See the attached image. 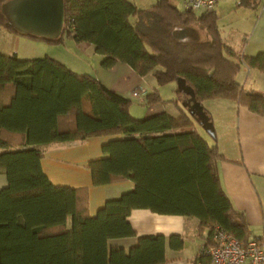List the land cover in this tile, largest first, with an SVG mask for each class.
I'll return each mask as SVG.
<instances>
[{
    "label": "trees",
    "instance_id": "trees-1",
    "mask_svg": "<svg viewBox=\"0 0 264 264\" xmlns=\"http://www.w3.org/2000/svg\"><path fill=\"white\" fill-rule=\"evenodd\" d=\"M7 1L0 0V25L8 31L50 42L66 34L92 44L104 68L123 62L141 77L153 76L156 86L183 78L203 110L206 99L223 98L264 115V93L237 80L242 64L264 72V52L248 56L226 42L214 10L197 14L170 0L141 8L130 0H64L62 31L45 38L17 30L3 11ZM192 25L204 29L206 38L181 39L180 28ZM175 89L177 114L137 118L129 112V98L89 73L47 54L19 58L0 52V171L7 180L0 189V264L164 263L165 236H137L127 219L139 208L198 219V231H208L205 245L214 226L239 241L257 237L220 182L217 162L225 157L216 135L210 140L201 133ZM144 101L167 102L158 88ZM99 135L117 136L102 145L103 156L88 161L93 183L129 178L134 188L90 216L87 188L52 184L40 146ZM128 238H134L128 246L115 242ZM168 243L177 250L183 239L171 235Z\"/></svg>",
    "mask_w": 264,
    "mask_h": 264
},
{
    "label": "crops",
    "instance_id": "crops-1",
    "mask_svg": "<svg viewBox=\"0 0 264 264\" xmlns=\"http://www.w3.org/2000/svg\"><path fill=\"white\" fill-rule=\"evenodd\" d=\"M130 1L139 8L143 6L137 4L138 1L143 2V0ZM241 1L219 0L213 10L218 15L217 25H219L218 21L224 12L228 13L233 9V12L237 15L235 29L226 33L224 27L219 25L222 36L234 48L241 49L246 55L252 56L264 52V0H256V2L249 0L247 5L240 3ZM196 12L200 14L202 10ZM195 26L199 27L197 25L191 27ZM199 29L201 31L196 28H180L179 37L186 42H191L192 35L203 40L206 38L205 30L200 27ZM77 44L82 45L85 50H90L94 56L97 55L100 63L102 56L94 51L92 44L88 42ZM6 49L1 48L0 52L19 54L15 49L9 50L7 47ZM22 54V58L36 57L30 55L25 49ZM46 54H50L49 56L58 61L60 60L68 68L80 72L74 65L70 66L64 58L57 57L51 52H45L41 56ZM130 70L131 72L128 75L134 76L135 74L138 78L133 80L132 85L124 90H119L117 86L107 85L106 81L97 75L94 77L130 100L133 97L136 98L142 95L139 100L145 102L141 98L148 91L143 88L141 82L145 83L146 78L137 75L131 67ZM238 72L237 80L240 84L252 91L264 93V72L256 68H248L244 64L240 66ZM133 90L138 91L136 96H132ZM183 101L185 100L181 99V102ZM203 106L211 115V119L214 114L218 118L221 117L220 120H222L219 123V129H214V134L216 135V146H218L220 154L222 153L225 157L217 162V170L224 191L229 196L234 209L241 212L245 217L252 235L261 236L264 234V115L253 113L245 106H238L235 101L223 98L206 99ZM160 111L168 112V110L158 107L141 113L144 116H149L158 114ZM174 111L170 112L177 114V111ZM129 112L130 114L133 113ZM134 113H136V110ZM201 133L204 134L205 132ZM204 135L207 139L210 136L206 133ZM115 136L117 135H99L87 137L84 140L64 141L63 143L40 146L41 166L52 184L87 188L90 216L95 215L106 200L114 199V197H118L127 190L134 188L129 178L115 179L109 183L96 185L92 181L89 168H87L88 161L98 159L104 155L101 151L102 145ZM210 138V140H213V137L210 136ZM0 151H2L1 148ZM6 184V175L3 171H0V189L5 187ZM127 219L137 236L152 234L165 236L164 257L166 261L161 264H209L208 257L202 252L208 231L207 229L198 231V219L179 214H160L145 208L132 209ZM176 234L183 239V246L177 250L173 249L168 243V238ZM133 241L134 238H128L117 239L115 242H121L128 246Z\"/></svg>",
    "mask_w": 264,
    "mask_h": 264
},
{
    "label": "rangeland",
    "instance_id": "rangeland-1",
    "mask_svg": "<svg viewBox=\"0 0 264 264\" xmlns=\"http://www.w3.org/2000/svg\"><path fill=\"white\" fill-rule=\"evenodd\" d=\"M153 2L154 0H143V2L138 1L137 4H140L139 6L143 5L142 7H148L152 5ZM170 2L180 9L186 8L184 2L180 0H170ZM236 18V13L233 12V9H231L230 11H228V13L224 12L220 20L218 21V24L221 27H224V30L227 33L228 31H232L233 29H235ZM190 28H196L200 30L199 27L196 26ZM0 30V47L3 49H6L7 47L9 50H17L19 52V54L17 55L19 58H22L21 56L23 55L22 53L24 49L28 51L30 55H33V57L41 56L45 52H51L57 55V57L64 58V60H66L70 66L74 65V67L78 68L79 70H77L80 71L78 73L83 74L84 72H87L92 74L93 76L97 75L98 77H101L102 80L106 81L107 85L109 84V86H117L119 90L127 89L129 85H132L133 80L138 78L135 74L134 76L128 75L131 72L130 66L123 62H118L115 67H110L108 69L102 67L99 63V57L97 55L94 56V54L91 53L90 50H85L82 45L77 44L76 41H74L72 38L67 37L66 34H63L61 41L50 42L43 39L30 38L23 34L19 35L11 30L8 31L4 29V27H2L1 25ZM233 35H235V33H233ZM144 77L146 78L145 83L141 82L143 88L148 92L152 91L154 88H158L161 98L167 102L158 105H148L145 102H140L139 98L142 95L136 98L133 97L131 98V103L129 105V111L133 112V117L135 116L137 118H145L146 116H144L141 112L158 107L166 109L168 110V112H175L174 110L176 109L171 100L176 97L175 88L177 83L169 82L168 84L156 86L153 76L146 75ZM180 96L181 99L187 101L186 95L182 93ZM142 99H145V95L143 96V98H141V100ZM180 105H182V102ZM135 110L136 113H134ZM220 119L221 117L218 118L216 115H212L211 121L214 123V129L216 128V130L219 129V123L220 121H222ZM200 131L204 133L201 128Z\"/></svg>",
    "mask_w": 264,
    "mask_h": 264
},
{
    "label": "water",
    "instance_id": "water-1",
    "mask_svg": "<svg viewBox=\"0 0 264 264\" xmlns=\"http://www.w3.org/2000/svg\"><path fill=\"white\" fill-rule=\"evenodd\" d=\"M64 9V0H8L3 11L7 20L20 32L55 38L62 31ZM176 83L179 91L187 96V101L182 102L187 111L197 117L207 134L215 137L213 122L195 98L194 89L183 78L177 79Z\"/></svg>",
    "mask_w": 264,
    "mask_h": 264
},
{
    "label": "built area",
    "instance_id": "built-area-1",
    "mask_svg": "<svg viewBox=\"0 0 264 264\" xmlns=\"http://www.w3.org/2000/svg\"><path fill=\"white\" fill-rule=\"evenodd\" d=\"M187 9L212 11L219 0H181ZM132 96L138 94L133 90ZM209 244L202 252L210 259V264H264V234L251 237L247 242L239 241L227 230L213 227Z\"/></svg>",
    "mask_w": 264,
    "mask_h": 264
}]
</instances>
